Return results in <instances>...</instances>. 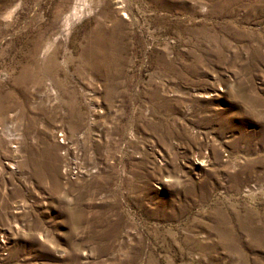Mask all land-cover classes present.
<instances>
[{"label":"rangeland","instance_id":"rangeland-1","mask_svg":"<svg viewBox=\"0 0 264 264\" xmlns=\"http://www.w3.org/2000/svg\"><path fill=\"white\" fill-rule=\"evenodd\" d=\"M0 264H264V0H0Z\"/></svg>","mask_w":264,"mask_h":264},{"label":"built area","instance_id":"built-area-1","mask_svg":"<svg viewBox=\"0 0 264 264\" xmlns=\"http://www.w3.org/2000/svg\"><path fill=\"white\" fill-rule=\"evenodd\" d=\"M57 138L59 139L61 144L65 143V136L62 133H59Z\"/></svg>","mask_w":264,"mask_h":264},{"label":"bare ground","instance_id":"bare-ground-1","mask_svg":"<svg viewBox=\"0 0 264 264\" xmlns=\"http://www.w3.org/2000/svg\"><path fill=\"white\" fill-rule=\"evenodd\" d=\"M252 234V233H251ZM255 240H258L259 239V237H258V234H255V233H253V235H251Z\"/></svg>","mask_w":264,"mask_h":264}]
</instances>
